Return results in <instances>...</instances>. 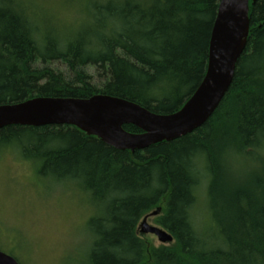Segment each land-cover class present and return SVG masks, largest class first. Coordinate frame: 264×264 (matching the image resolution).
<instances>
[{
    "label": "trees",
    "instance_id": "16d2710c",
    "mask_svg": "<svg viewBox=\"0 0 264 264\" xmlns=\"http://www.w3.org/2000/svg\"><path fill=\"white\" fill-rule=\"evenodd\" d=\"M220 1L85 0V21L56 31L23 0H0V106L106 95L177 112L206 75ZM249 18L229 91L187 136L131 152L71 125L0 130V150L14 148L41 175L77 183L100 209L88 222L87 264H264V0H250ZM234 157L247 165L234 168ZM200 163L211 220L204 231L193 216ZM158 208L155 223L172 244L139 234L140 220Z\"/></svg>",
    "mask_w": 264,
    "mask_h": 264
},
{
    "label": "water",
    "instance_id": "95a60500",
    "mask_svg": "<svg viewBox=\"0 0 264 264\" xmlns=\"http://www.w3.org/2000/svg\"><path fill=\"white\" fill-rule=\"evenodd\" d=\"M256 0H253V4ZM250 0H221L214 23L206 75L180 110L157 114L128 100L95 95L90 99L37 97L22 103L0 106V130L8 126L43 127L71 125L105 144L124 151H140L161 142L187 136L204 125L229 91L238 61L246 49L250 32ZM125 125L141 133L131 134ZM157 209L151 216H157ZM161 244H172L173 236L143 218L138 229ZM0 264H19L0 251Z\"/></svg>",
    "mask_w": 264,
    "mask_h": 264
},
{
    "label": "rangeland",
    "instance_id": "374dc122",
    "mask_svg": "<svg viewBox=\"0 0 264 264\" xmlns=\"http://www.w3.org/2000/svg\"><path fill=\"white\" fill-rule=\"evenodd\" d=\"M23 1L43 24L55 30L76 29L86 18L85 0ZM51 67L67 70L62 62H53ZM89 73L95 76L94 69ZM232 162L234 168L247 165L238 157ZM199 165L203 181L193 216L197 229L204 231L211 220L205 164ZM151 213L147 215L148 224L159 227L155 223L158 215ZM100 214L77 183L56 182L41 175L39 165L22 158L14 148L0 150V251L19 264H87L92 241L88 222ZM142 236L155 246L161 245L154 235Z\"/></svg>",
    "mask_w": 264,
    "mask_h": 264
}]
</instances>
